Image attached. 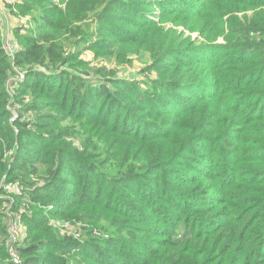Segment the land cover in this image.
<instances>
[{"label":"trees","instance_id":"16d2710c","mask_svg":"<svg viewBox=\"0 0 264 264\" xmlns=\"http://www.w3.org/2000/svg\"><path fill=\"white\" fill-rule=\"evenodd\" d=\"M36 1L48 2L56 9L53 0H30L27 7L32 9L30 6ZM62 1L66 5V10L59 12L62 21L41 10L37 27L64 29L66 24L91 19L95 13L94 26L91 24L83 33L85 41L107 50L112 46L107 36L113 35V31L102 20L104 16L114 17V11L126 10L130 16L120 15L119 19L136 25L153 12L146 7L156 5L162 7V16L169 15V20L198 31L208 43L190 44L172 31L176 39L170 37L153 52L147 70L156 71L157 75L147 76L142 88L137 84L139 80L99 76V71L96 78L85 77L72 58L76 49L70 46L67 55V48L49 31L38 37L23 35L14 59L7 54L4 37L0 36V264H16L7 244L9 212L28 202L44 210L46 203L59 210L103 203L111 209L118 190L121 197L130 194L136 203L127 211L122 209L128 220L110 222L121 227L118 236H110L102 245L91 242L94 259L87 264H264V201L258 202L254 188L258 184L264 186V134L252 136L256 144H248L244 149L237 145L243 141L241 129L246 133L255 132L256 128L264 132V0ZM249 11L253 12L250 16ZM238 12H247L244 19L234 17ZM77 29L74 33L81 35V27ZM219 35L226 39L222 46L213 42ZM223 49L229 53L221 55ZM190 51L196 53L188 58ZM224 60L232 62L222 66V71L230 72L228 77L215 72ZM73 67L78 70H69ZM19 71L25 72L24 80L15 79ZM210 88L214 89L213 94ZM25 89L61 100L49 108L52 104L38 98L27 101L22 93ZM206 91L210 95L204 94ZM182 92L193 95L191 102ZM217 99L226 100L223 109L217 107ZM13 106L17 110L15 115ZM83 116L88 118L82 120ZM68 118L74 119L76 131L62 127ZM87 123L90 132L82 129ZM168 123L174 128L167 129ZM239 124L241 129L237 130ZM95 125L103 128L96 129ZM109 131L124 134L125 144L129 140H144L150 134L147 152L138 150L131 154L119 138L109 144ZM91 133L100 145L92 146ZM68 137L72 140H66ZM163 137H167L165 149L157 146ZM78 138L82 140L76 143ZM201 141L210 143V156L222 157L219 162L227 170L219 168V176L236 174V170L245 172L243 183L249 185L239 186L234 196L239 204L224 215L226 220L214 219L209 230L193 228L185 240L176 242L165 234L163 239L155 240L154 246L144 243L139 238L140 229L131 230V220L145 215L142 203L153 204L159 212L156 214H160L168 206L182 209L188 200L210 203L216 199L210 196L209 185L196 177L190 176L196 180L193 186L183 188L181 182L189 178L181 176L182 170L171 168L181 161L189 163L185 153H195L192 146ZM102 142L104 153L99 150ZM108 152L112 153L106 155ZM37 161L47 166L44 174L40 173ZM244 162L250 163L252 170L228 169L233 163ZM16 182L22 186V193H8L5 185ZM40 193H45L46 198ZM9 194L11 198L2 197ZM26 211L28 234L24 241L17 242L22 264H70L69 256L76 255L81 243L72 237H58L47 217ZM208 213L211 216L217 212L205 214ZM202 219L203 215L198 221ZM207 219L212 220L209 216ZM140 247L145 251L142 257L135 254Z\"/></svg>","mask_w":264,"mask_h":264},{"label":"rangeland","instance_id":"374dc122","mask_svg":"<svg viewBox=\"0 0 264 264\" xmlns=\"http://www.w3.org/2000/svg\"><path fill=\"white\" fill-rule=\"evenodd\" d=\"M26 2L30 3V0H1L0 36H3L4 40L8 38L10 41L17 42L20 45L21 42H23V35H34L38 37L40 33L49 31L51 34H53L50 36L57 35V41L63 43L64 48H67V51L65 50V53L67 55L68 53H70V46L76 49L75 51L77 52L75 55H73L72 58L77 61V65L79 66L76 67L80 68L81 71L78 70L76 67L69 68V70L74 71L76 68L78 72L85 74V77L96 78V75L98 74L97 71H99V76L105 75L108 78L119 77L132 81L139 80L137 84H140L142 88H145L143 80H145L147 76L155 77L157 75L156 71L151 72L150 70H147V66L151 64V61L154 58L153 52L158 51L161 48V45H164L168 42L170 37L173 36V38L176 39V36L181 35L183 38L187 39L188 43H194L197 46H202L203 44L208 43V41L204 37L200 36V33L198 31H191L189 29H186L182 25L173 22L172 20H169V15L162 16V7L154 5L152 7H146V9L151 8L150 10L153 12L148 13L144 17L147 19H141L136 25L131 24V21L129 22L126 20L119 19L120 15H126L128 17L130 16V14H128L126 10L122 11L121 13L114 11V17L113 15L110 18H106L104 16L102 20H104L105 24H108L109 28L113 31V35L115 36L113 37L112 34H109L107 36L109 37V40H111L110 42L112 46L110 49L107 50L103 47H92V44H88L85 41L87 38L84 34L85 30L91 24L92 26H94V21L96 18L94 12V15L91 19H85L80 22L74 21V25H72V22L68 23L65 25L66 28L64 29H59L58 27H55L56 29H59L56 30L52 29V27L47 25H43V27L40 29L39 27H37L39 25V21H37V19L39 18V16H42L41 13L43 14V12L46 11V13H48L53 18H56V20L58 18L61 19V15L59 14V12H63L66 10L65 3L62 0H53V2L56 3V9H54L53 7L49 6L50 4H48V2L36 1L33 3L32 6H30L32 7L31 9L27 7ZM41 10L43 12H41ZM256 10L261 11V9ZM246 13L247 12H238L236 13V15H234V17L236 18L237 16L238 19H244ZM252 14V11H249V13H247L248 16ZM78 26L81 27V29H79L81 35H76L74 33V31L78 30ZM172 31H176V36ZM75 41L78 43H75ZM225 41V37L223 35H219L213 42L215 43V45L217 44L219 46H222ZM80 42L81 44L85 43L86 45L83 46L79 44ZM195 53L196 51H190L187 53L186 56H188L189 58ZM228 53L229 52L226 49H223L221 50L220 54L226 55ZM236 56H238V54L234 55V58H236ZM179 58L185 57L179 56ZM185 60L187 59L185 58ZM226 62H229L230 64L232 63L231 61L226 60L221 61L218 63L217 68L215 69V72L222 73L224 77H228V75L230 74L229 71H222V66ZM225 69H228V67L225 66ZM86 73H89L90 75H87ZM60 82L61 79L56 81L55 85L57 86V84H59ZM211 92L206 91L204 92V94H213L214 89H212ZM22 93L27 96V101L38 98L49 102V104H52V106L49 108H53L55 102L61 100L60 97L56 99L51 96H44L45 94L40 95V92L34 89H25L22 91ZM181 94L187 96L191 102L193 95L190 97V95L185 92H182ZM243 99H246L247 101L248 97H243ZM225 101L226 100L221 99L215 100V102H218L217 107H221L222 109L226 106L224 104ZM185 105L186 103L183 104V106ZM179 106L182 105L179 103ZM11 110L12 113L15 115V113L17 112L16 108L13 106L11 107ZM87 118L88 117L83 116L82 120H85ZM62 127H68L69 129L67 131L69 132L76 131L74 127L73 118H68L66 121H64L62 123ZM95 127L96 129L103 128L102 125H95ZM166 128L172 129L174 127H171V125H169L168 123L166 125ZM82 129H87L88 132H90V124L87 123V125L82 126ZM236 129L240 130L241 124H239ZM243 130L241 129V131L239 132L243 141H241V143H237V145L240 146V149H244V147H247L248 144L255 143L251 140L252 136H260L264 134L263 130H259L258 128H256L255 132L251 131L250 133H246ZM108 134L109 144L113 143L116 138L122 139V141L124 142V147L128 149L130 148L131 154L138 152V150L145 154L147 152V142H149V140L151 139L149 138V134V137L144 138V140H129L128 144H125V139L127 137L124 136V134L121 135L119 132L114 131H109ZM90 138L92 146L100 145L99 139L95 137L93 133L90 134ZM80 139L81 138H78L76 143H79ZM66 140L70 141L72 140V137H68L66 138ZM244 140H247V143ZM127 145L128 147H126ZM166 145L167 137H163L162 139H159L157 141V146L162 149H165L167 147ZM101 146L102 147L99 150H102V152L104 153L105 148L103 142L101 143ZM192 147L194 148V150H196L195 153L185 151V157L188 154L189 163L183 164L181 161L179 162V164H173L171 168L174 167L178 168L179 170H182V172L184 173L181 176L189 178L188 181L184 180L181 182V186L183 188H190L191 186H193L196 180L195 178L191 179V177H196L198 178V180H204V182L209 185L208 192L210 193V196H216V199H212L210 203L198 202L196 200H188V202L182 206V209H178L173 206H168L169 209L160 214H156L159 212L158 210H155L156 206H152L153 204L146 205L142 203L143 212L145 213V215H143L142 218L136 217L131 220V230H134V228H139V238L144 243L154 246L155 240H161L167 234H169V236H171L173 240L179 242L181 240H185V238L192 233V231L190 230H193V228L197 229L201 226L205 228V230L211 229V226L213 227L214 224L212 223L214 219L219 220V222H223L224 220H226L224 215L227 214L229 211H232L233 206L239 204L234 198V196L238 193L236 189L239 186L249 185L243 183L247 177L245 175V172H240L236 169L252 170L250 167V163H233L230 165V167H228V169L232 168L236 170V174H234V172L227 173V175H224L222 177V175H218V170L219 168H223L222 170L226 168L222 162H219L220 160H222V157H217L215 159L214 157L209 155L212 154L210 151V143L201 141L195 143V145ZM109 153L111 154L112 152H108L106 155H108ZM245 156H247V153ZM219 163H221L222 165L220 166ZM37 165L39 170L41 171L40 173L44 174L47 166L44 163L38 161ZM206 176H211L212 178L206 179ZM254 188L256 189L255 194L258 195V202H260L261 200L264 201V186L258 184L254 185ZM49 192L54 193L53 190H50ZM119 194L120 190H118L113 197L112 204L110 205L111 209L106 208L105 204L103 203V205H74L71 208L68 207L59 210L54 204L46 203V208L44 210L38 205L36 206L32 204V202H28V205H25L26 208L19 207L13 212H9L10 209H8L10 215L16 214L17 219L19 221V233L17 234V242H22L26 239L29 225L26 210H30L29 212L36 216L39 215L41 218L47 217L49 220V224L55 230L58 237H72L81 243L82 247L78 249L76 255L69 256L70 264H87L89 261H93L94 259V252L92 249H90V244H92L91 242L94 240L97 241L99 245H102L110 236H118L119 234H117V231L120 230L121 227L119 225L115 226L113 225V223L110 222L114 220L113 222H117L119 224L120 222H125V220H128L127 213L122 212V209L125 208V211H127L128 207H132L131 204L135 202L134 197L130 196V194L121 197V195ZM40 195L42 198H46L45 193H40ZM106 195L107 194H105V196ZM2 197L9 198L5 197V195H2ZM153 197L156 196L153 195ZM105 201L106 200H104L103 202ZM108 201H110V199ZM195 209L197 210L196 212ZM208 211L213 212L214 214L215 212L217 213L216 215L210 216L209 213L205 214ZM202 215L203 219L201 221H198V218H201ZM207 216H209V218H212V220H208ZM147 229L148 231H146ZM112 247L114 248V245ZM144 253L145 251L141 247L137 248V251H135V254H138L141 257L142 255H144Z\"/></svg>","mask_w":264,"mask_h":264},{"label":"built area","instance_id":"2783aa9c","mask_svg":"<svg viewBox=\"0 0 264 264\" xmlns=\"http://www.w3.org/2000/svg\"><path fill=\"white\" fill-rule=\"evenodd\" d=\"M0 6H1V0H0ZM1 10V7H0ZM4 47L6 49L7 54L14 59L15 58V53L18 49V44L17 42L10 41L8 38L4 40ZM14 79V78H12ZM15 79L17 80H24L25 79V72L19 71L18 74L16 75ZM12 94H13V88H12ZM5 189L8 191V193L15 192L16 194L22 193V186L16 182L15 184L8 183L5 185ZM9 198L12 196L9 194L7 195ZM19 233V221L17 219V216L15 215H10V222L8 226V240L7 244L9 247V252L12 257V260L16 264H22V259L20 254L17 251V234Z\"/></svg>","mask_w":264,"mask_h":264}]
</instances>
